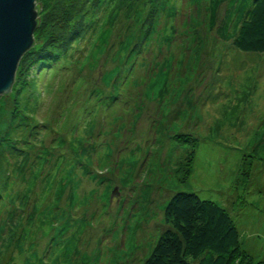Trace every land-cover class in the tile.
I'll list each match as a JSON object with an SVG mask.
<instances>
[{
    "label": "rangeland",
    "instance_id": "rangeland-1",
    "mask_svg": "<svg viewBox=\"0 0 264 264\" xmlns=\"http://www.w3.org/2000/svg\"><path fill=\"white\" fill-rule=\"evenodd\" d=\"M35 3L0 97V264H144L177 193L264 264V54L220 40L209 0Z\"/></svg>",
    "mask_w": 264,
    "mask_h": 264
},
{
    "label": "trees",
    "instance_id": "trees-1",
    "mask_svg": "<svg viewBox=\"0 0 264 264\" xmlns=\"http://www.w3.org/2000/svg\"><path fill=\"white\" fill-rule=\"evenodd\" d=\"M36 7L40 13L41 6ZM70 12L65 10V15ZM40 24L38 18V29ZM209 27L236 51L264 54V0H209ZM24 57L32 60L34 55ZM164 219L167 228L144 264H251L234 222L217 204L177 193L170 198Z\"/></svg>",
    "mask_w": 264,
    "mask_h": 264
},
{
    "label": "water",
    "instance_id": "water-1",
    "mask_svg": "<svg viewBox=\"0 0 264 264\" xmlns=\"http://www.w3.org/2000/svg\"><path fill=\"white\" fill-rule=\"evenodd\" d=\"M35 2L0 0V97L8 96L19 62L34 45L39 16Z\"/></svg>",
    "mask_w": 264,
    "mask_h": 264
}]
</instances>
